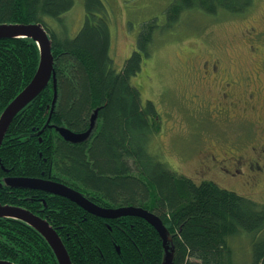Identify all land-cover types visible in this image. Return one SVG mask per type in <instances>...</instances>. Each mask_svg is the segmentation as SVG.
I'll return each instance as SVG.
<instances>
[{"label": "trees", "instance_id": "obj_1", "mask_svg": "<svg viewBox=\"0 0 264 264\" xmlns=\"http://www.w3.org/2000/svg\"><path fill=\"white\" fill-rule=\"evenodd\" d=\"M254 2L172 0L165 9V27L172 29L186 12L240 15ZM73 6L74 0H0V23L44 27L55 72L5 131L0 145V205L20 207L45 219L72 264H162V238L142 218L105 220L66 198L13 187L6 179L50 180L101 207L133 206L152 212L167 232L173 264H242L235 245L245 236L242 232L252 236L251 242L245 237L252 255L243 264H264V205L213 181L196 183L179 175L149 150L161 129V116L153 101L143 102L139 86L131 82L150 55L159 28L156 18L140 24L135 50L118 71L110 54L104 2L83 0V24L68 37L65 16ZM39 62L35 40L0 38V115L32 80ZM95 110L88 139L71 143L60 135V127L85 132ZM0 260L58 264L38 231L11 218H0Z\"/></svg>", "mask_w": 264, "mask_h": 264}, {"label": "rangeland", "instance_id": "obj_2", "mask_svg": "<svg viewBox=\"0 0 264 264\" xmlns=\"http://www.w3.org/2000/svg\"><path fill=\"white\" fill-rule=\"evenodd\" d=\"M102 1L109 16L112 39L110 54L114 68L118 71L135 50L140 24L156 18L159 26L151 44L150 55L131 82L134 86H139L143 102L153 101L161 116V129L150 141V152L171 170L196 183L213 181L221 188L264 205V175L257 184L262 183L254 189L243 190L221 180L217 172H213L214 180L194 172L197 159L202 155L201 150L208 149L212 152L211 148L244 146L257 136V122L264 125V110H259L261 114L258 117L256 114L247 116L242 126L233 117L223 118L215 109L210 113L188 100L193 93H197L200 100L211 103V108H214L212 104L218 100L216 87L209 81L205 83L200 78V81L196 80L198 76L192 66L204 58L219 60L224 77L236 79V85L232 88V100L236 105L244 104L246 91L251 86L260 84L256 70L260 77L262 72L264 76V0H255L250 10L240 15L224 11L216 15L200 11L186 12L172 29L165 27V9L172 0ZM65 17L66 35L73 37L83 24V0H74L73 8ZM48 20L57 24L50 18ZM256 33L260 35L254 41V51H251V39ZM249 75L254 84H248ZM261 92V99L250 104L257 102V109L264 104V91ZM230 114L235 116L234 113ZM250 119L254 124L252 137L248 138L249 128L245 124ZM198 154L200 155L197 156ZM241 234L245 236L237 238V247L234 246L240 263L243 264L252 255L251 244L247 242V239L251 242L252 236L245 232ZM168 258H173V251L165 243L162 264Z\"/></svg>", "mask_w": 264, "mask_h": 264}, {"label": "water", "instance_id": "obj_3", "mask_svg": "<svg viewBox=\"0 0 264 264\" xmlns=\"http://www.w3.org/2000/svg\"><path fill=\"white\" fill-rule=\"evenodd\" d=\"M25 37L37 42L40 48V62L29 84L7 105L0 115V145L6 129L16 114L38 96L48 86L55 75L51 40L41 24L0 23V38ZM96 117L97 113L95 110L91 115L89 128L83 133H74L65 127H60L57 130L66 141L71 143L82 142L90 137ZM5 181L13 187L32 188L54 196L66 198L89 214L105 220H113L120 217L142 218L158 230L162 238L163 246L167 242V232L162 226L161 221L152 212L142 208L133 206L119 208L100 207L80 192L64 184L50 180L39 178H8ZM0 218L17 219L27 223L44 237L51 247L58 264H72L60 237L45 219L33 214L29 210L11 205H0ZM172 260L173 258H168L165 264H173ZM0 264L16 263L9 260H0Z\"/></svg>", "mask_w": 264, "mask_h": 264}, {"label": "flooded vegetation", "instance_id": "obj_4", "mask_svg": "<svg viewBox=\"0 0 264 264\" xmlns=\"http://www.w3.org/2000/svg\"><path fill=\"white\" fill-rule=\"evenodd\" d=\"M259 35L260 33H256L252 37L250 45L251 51H254V41ZM192 67L198 76L196 80L200 81L201 79V81L205 83L209 81L216 87V91L218 92V100L216 103L212 104L214 108L210 107V102L200 100L199 95L193 93L188 100L189 102L197 104L199 108L208 110L210 113L214 112L215 109L217 114L221 115L223 118L233 117L238 120L242 126L247 116L256 114V117H258L261 114L259 110H264V104L257 109V102L261 99V91H264L263 72L261 73L262 77H260V73L255 68L259 75L258 80L260 84L253 85L246 91L244 104L236 105L232 100V88L236 85V79L224 77L220 69L219 60L215 58H204L199 60L198 63ZM258 69L260 70L259 66ZM248 77V84H254L250 75ZM256 99V104L250 105L251 102ZM230 113H234L235 116H231ZM259 120L262 121L261 118H259ZM257 121L258 120H256V122ZM253 124L254 122L252 119L245 124L249 128L248 138L252 137ZM257 129L258 135L244 146L236 145L224 148H211L212 152L208 149L201 150L200 154L202 153V155H197L199 157L197 159V168L194 169V172L204 178L207 177L211 179H213V172H217L219 178L228 184L243 190L254 189V187L264 182L262 181L257 184L260 177L264 175V125L262 122H257Z\"/></svg>", "mask_w": 264, "mask_h": 264}, {"label": "bare ground", "instance_id": "obj_5", "mask_svg": "<svg viewBox=\"0 0 264 264\" xmlns=\"http://www.w3.org/2000/svg\"><path fill=\"white\" fill-rule=\"evenodd\" d=\"M39 50H40V48H39Z\"/></svg>", "mask_w": 264, "mask_h": 264}]
</instances>
